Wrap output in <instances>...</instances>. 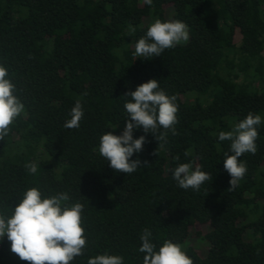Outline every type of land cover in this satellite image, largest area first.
<instances>
[{
    "label": "trees",
    "instance_id": "16d2710c",
    "mask_svg": "<svg viewBox=\"0 0 264 264\" xmlns=\"http://www.w3.org/2000/svg\"><path fill=\"white\" fill-rule=\"evenodd\" d=\"M157 18L186 23L189 41L137 57L136 42ZM0 65L25 106L0 141L5 218L36 187L42 197L67 193L64 203L84 205L87 243L70 264L105 253L143 264L145 228L155 251L170 240L193 264H264V0H0ZM150 79L177 97L178 134L169 132L159 147L136 129L133 138L146 142L131 159L143 166L116 172L98 152L100 137L122 133L130 100L123 94ZM77 99L84 116L67 129ZM250 112L262 118L257 151L240 158L247 173L228 190L223 159L231 141L219 133ZM180 163L199 165L212 179L199 191L181 189L173 179ZM0 264H28L6 236Z\"/></svg>",
    "mask_w": 264,
    "mask_h": 264
},
{
    "label": "clouds",
    "instance_id": "9594fccd",
    "mask_svg": "<svg viewBox=\"0 0 264 264\" xmlns=\"http://www.w3.org/2000/svg\"><path fill=\"white\" fill-rule=\"evenodd\" d=\"M144 2L152 5L153 0ZM134 31L135 28L130 26V32ZM189 39L186 23L179 20L161 21L157 18L148 26L146 34L136 42L135 55L146 59L159 57L166 49L187 43ZM8 75V70L0 65V141L8 135L10 125L23 113L25 107L14 94L16 86L11 79L6 78ZM123 97L130 98L124 103L128 114L126 125L120 135H115L114 131L103 134L98 152L114 171L131 174L143 166L139 159L133 160L131 157L134 153H140L146 142L144 135L134 139V131L142 128L144 133L153 134L159 141V147H162L160 142L167 143L169 132L172 135L178 134L175 127L178 124V105L177 97L167 95L156 79L140 84L135 91L124 93ZM70 116L71 119L65 122L64 127L79 128L84 116L81 99L76 100ZM261 123V116L250 112L231 131L219 133L220 141H231V154L226 152L223 159L224 169L231 177L228 190L238 187L247 173L246 163L240 158L245 153H256V140L259 136L257 126ZM153 154L157 155V151ZM174 159L178 161L180 157L177 155ZM25 167L31 174L37 172L35 163ZM173 179L181 189L199 191L204 182L212 179V175L202 171L199 165L193 170L191 163H180L173 170ZM69 199L67 193L42 197L38 188L27 189L10 217L5 218L0 214V241L6 236L11 252L28 264H70L75 257L83 255L87 240L82 226L84 205L80 202L71 205L64 203ZM151 236L149 229H143L139 248L145 254L143 264H193L182 246L170 240H166L155 251ZM87 264H124V257L105 253L89 258Z\"/></svg>",
    "mask_w": 264,
    "mask_h": 264
},
{
    "label": "rangeland",
    "instance_id": "374dc122",
    "mask_svg": "<svg viewBox=\"0 0 264 264\" xmlns=\"http://www.w3.org/2000/svg\"><path fill=\"white\" fill-rule=\"evenodd\" d=\"M195 244H197L198 242L194 239V240H192Z\"/></svg>",
    "mask_w": 264,
    "mask_h": 264
}]
</instances>
